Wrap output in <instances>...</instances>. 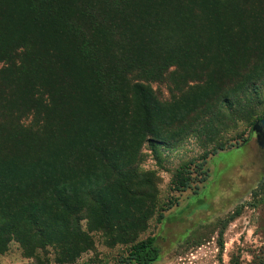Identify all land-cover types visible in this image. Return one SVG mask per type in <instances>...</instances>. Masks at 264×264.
<instances>
[{
	"label": "trees",
	"instance_id": "1",
	"mask_svg": "<svg viewBox=\"0 0 264 264\" xmlns=\"http://www.w3.org/2000/svg\"><path fill=\"white\" fill-rule=\"evenodd\" d=\"M263 91L264 0H0V255L76 264L100 235L125 249L112 264L159 263L145 146L159 159L220 116L253 128Z\"/></svg>",
	"mask_w": 264,
	"mask_h": 264
},
{
	"label": "rangeland",
	"instance_id": "2",
	"mask_svg": "<svg viewBox=\"0 0 264 264\" xmlns=\"http://www.w3.org/2000/svg\"><path fill=\"white\" fill-rule=\"evenodd\" d=\"M165 97L166 89L162 88ZM264 102V91L262 95ZM220 120V122H218ZM253 120L235 116L215 119L202 133L197 126L170 146H158L159 159L146 145L140 171L153 172L158 179L159 208L148 230L140 237H158L163 259L157 264H264V158L249 136ZM223 145L224 150L214 153ZM192 166V187L173 191L178 169ZM210 175L205 184L197 166ZM197 168V169H195ZM177 204L163 213L172 200ZM94 253L76 264H112L125 249H110L95 235ZM0 264H32L20 246L12 243L0 255Z\"/></svg>",
	"mask_w": 264,
	"mask_h": 264
},
{
	"label": "water",
	"instance_id": "3",
	"mask_svg": "<svg viewBox=\"0 0 264 264\" xmlns=\"http://www.w3.org/2000/svg\"><path fill=\"white\" fill-rule=\"evenodd\" d=\"M251 133L257 135L258 147L264 152V119L254 124Z\"/></svg>",
	"mask_w": 264,
	"mask_h": 264
},
{
	"label": "flooded vegetation",
	"instance_id": "4",
	"mask_svg": "<svg viewBox=\"0 0 264 264\" xmlns=\"http://www.w3.org/2000/svg\"><path fill=\"white\" fill-rule=\"evenodd\" d=\"M249 141L250 142H254L256 144L258 150L261 152V154H262V156L264 158V152L258 147V144H257V135L256 134H253L252 135V133H250Z\"/></svg>",
	"mask_w": 264,
	"mask_h": 264
}]
</instances>
